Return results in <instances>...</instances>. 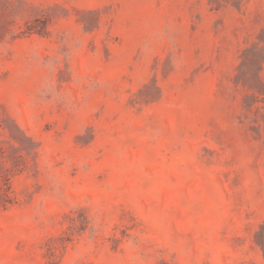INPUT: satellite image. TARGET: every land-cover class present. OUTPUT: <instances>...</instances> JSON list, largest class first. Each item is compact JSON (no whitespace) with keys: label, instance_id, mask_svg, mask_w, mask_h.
Returning <instances> with one entry per match:
<instances>
[{"label":"rangeland","instance_id":"obj_1","mask_svg":"<svg viewBox=\"0 0 264 264\" xmlns=\"http://www.w3.org/2000/svg\"><path fill=\"white\" fill-rule=\"evenodd\" d=\"M0 264H264V0H0Z\"/></svg>","mask_w":264,"mask_h":264}]
</instances>
